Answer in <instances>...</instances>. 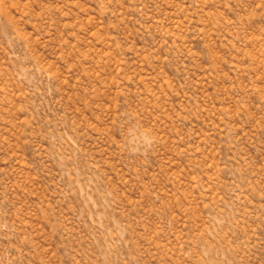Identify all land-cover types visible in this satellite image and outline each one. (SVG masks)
<instances>
[{
	"label": "rangeland",
	"instance_id": "1",
	"mask_svg": "<svg viewBox=\"0 0 264 264\" xmlns=\"http://www.w3.org/2000/svg\"><path fill=\"white\" fill-rule=\"evenodd\" d=\"M0 264H264V0H0Z\"/></svg>",
	"mask_w": 264,
	"mask_h": 264
}]
</instances>
